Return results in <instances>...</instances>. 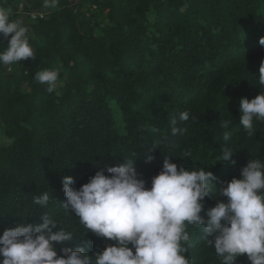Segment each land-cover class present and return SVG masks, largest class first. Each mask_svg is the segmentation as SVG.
I'll return each instance as SVG.
<instances>
[{"label":"trees","instance_id":"16d2710c","mask_svg":"<svg viewBox=\"0 0 264 264\" xmlns=\"http://www.w3.org/2000/svg\"><path fill=\"white\" fill-rule=\"evenodd\" d=\"M43 5L44 0H0V7L11 9L10 20L27 28L36 53L7 67L0 62V236L20 224L42 223L47 214L58 223L54 231L74 236L54 242L58 256L64 255L62 247L77 245L91 256L116 242L87 231L63 207L65 176L79 190L97 171L110 176L108 167L131 159L137 178L150 189L165 158L178 169L210 171L216 179L202 201L207 219V209L227 202L221 187L241 179L249 160L264 165V121L253 118L249 136L239 110L241 98L264 93L258 78L264 0ZM10 38L0 34V54ZM39 70H59L55 91L34 78ZM185 111L189 119L180 122ZM172 119L186 131L173 136ZM221 121H230L229 127ZM225 132L231 134L227 141ZM154 143L158 147L149 151ZM225 146L234 152V164L223 162ZM148 155L153 159L146 162ZM45 192L47 206L35 205L34 197ZM187 231L191 240L184 255L190 264H222L203 228L189 225ZM234 264L251 261L240 255Z\"/></svg>","mask_w":264,"mask_h":264},{"label":"clouds","instance_id":"9594fccd","mask_svg":"<svg viewBox=\"0 0 264 264\" xmlns=\"http://www.w3.org/2000/svg\"><path fill=\"white\" fill-rule=\"evenodd\" d=\"M43 6L56 8L57 0H44ZM10 16V8L0 7V34L11 37L6 51L0 54V62L6 67L36 57L27 28L19 20L11 21ZM259 42L264 46V37ZM34 78L47 85L51 93L57 87L59 70H39ZM258 78L259 85L264 86V61ZM239 110L240 124L252 136L253 118L264 121V93L251 100L241 98ZM188 119L187 111L180 114V122ZM229 123L221 121V126L228 128ZM177 124L176 119L171 120L173 136L186 131ZM151 131L158 129L153 127ZM230 136L225 132L223 139L227 141ZM156 147L158 143L152 144L149 151ZM222 152L223 162L235 163L229 147H223ZM152 159L148 155L146 162ZM107 172L111 175L97 171L79 190L70 186L73 177L65 176L62 184L67 202L63 207L70 209L87 231L115 244L91 256L80 245L75 249L62 247L64 255L58 256L54 242L74 241V236L62 228L54 231L58 223L43 214L42 223L20 224L3 232L2 264H190L184 255V245L191 240L189 225L203 228L206 244L215 249L222 264H234L240 255H246L251 264H264V165L259 160H249L241 169V179L234 177L221 187L220 194L227 202L218 200L207 209V219L201 215L202 201L211 191L209 182L216 179L210 171L178 169L165 158L162 170L152 177L150 189L137 178L134 160L108 167ZM49 200L45 192L35 196L33 202L47 206Z\"/></svg>","mask_w":264,"mask_h":264},{"label":"rangeland","instance_id":"374dc122","mask_svg":"<svg viewBox=\"0 0 264 264\" xmlns=\"http://www.w3.org/2000/svg\"><path fill=\"white\" fill-rule=\"evenodd\" d=\"M32 16H33V18L35 17L34 14ZM0 143H1V136H0Z\"/></svg>","mask_w":264,"mask_h":264}]
</instances>
